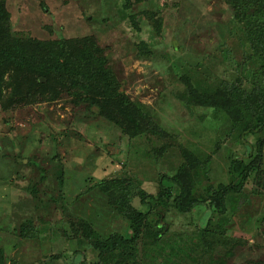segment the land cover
<instances>
[{
	"label": "rangeland",
	"instance_id": "rangeland-1",
	"mask_svg": "<svg viewBox=\"0 0 264 264\" xmlns=\"http://www.w3.org/2000/svg\"><path fill=\"white\" fill-rule=\"evenodd\" d=\"M247 1L264 6V0H0L14 39H74L90 47L119 91L160 130L130 137L77 98L81 91L56 87L51 80L24 103L21 96L28 90L22 86L8 106L1 100L13 90L4 71L2 264H69L78 262L75 252L82 253L80 260L91 259V246L77 234L83 224L104 236L125 234L129 222L147 209L129 264H264V181L256 172L245 182L243 197L227 195L223 214L207 206L183 213L170 200L164 205L150 198L148 208L140 198L143 192L158 193L160 174L175 173L186 150L205 163L196 195L204 186L235 182L232 160H252L264 128L252 132L246 124L256 121L258 112L247 118L251 107L240 111L221 100L204 105L189 99L188 89L191 84L212 94L226 83L264 89V69H257L261 62L251 56L245 33L250 14L236 20L237 14L245 17L238 8ZM259 17L264 22V13ZM117 179L129 191L122 195L128 198L124 213L115 207V195L100 185ZM26 223L28 235L22 236Z\"/></svg>",
	"mask_w": 264,
	"mask_h": 264
},
{
	"label": "trees",
	"instance_id": "trees-1",
	"mask_svg": "<svg viewBox=\"0 0 264 264\" xmlns=\"http://www.w3.org/2000/svg\"><path fill=\"white\" fill-rule=\"evenodd\" d=\"M263 8V5L258 6L253 1H247L246 4L240 5L238 8L245 17L236 15V20L241 21L242 17L248 20L246 16L250 14L251 19L249 18L245 33L251 44V56L254 60L258 59L261 62L257 69H264V22L258 19L264 13ZM7 15L5 8H0V83L3 81L4 71H8L10 79L8 86L12 88L13 93L9 98L2 99V103L11 105L14 96H19L22 86L28 90L27 94L24 93L21 96V103H24L35 95L36 90L45 89L51 80L56 87L69 86L81 91V93L75 94L77 98L88 101L97 108L99 114L119 126L130 137L144 133L160 134L153 118L138 103L130 101L123 92L119 91V85L113 75L104 68L103 59L92 58L90 47L79 46L74 39L60 42L56 40L44 42L33 38L14 39L11 35ZM141 46L146 48L143 42H141ZM39 77L46 78V82L38 80ZM226 84L227 87L219 88L221 92L212 94L207 91L200 92V94L191 84H188L189 99L194 98L196 102L195 98H198L200 103L208 106H216L219 100L225 104L232 105L234 103L240 106L237 108L240 111L245 109L249 111L251 107L252 115H246L247 118L253 117L256 112L258 114L256 113V121L253 118L249 119V123L246 125L251 128L252 132L263 130L261 128H264V89L255 83L251 90H246L240 85ZM241 121L242 119L237 116L234 124L239 126ZM263 148L264 136L257 141L252 160L235 159L231 161L229 172L235 178V182L221 183L216 187L204 186L202 192L205 193L203 192L201 195H196V189L199 190L200 169L203 167V173L205 163L186 150L184 151L186 160L181 163L175 173L160 174L158 193L156 195L141 193V202L149 208L148 198L164 205H169L170 200L174 207L183 213L195 208L200 210L207 206L212 212L223 214L226 211L227 195L236 194L239 198L243 197L245 195L243 193L244 184L252 172H256V177L264 181V166L262 169L260 166L264 154ZM121 182L119 179L109 183L101 181L100 185L103 190L115 195V207L124 213L128 205V198L122 199V195L129 191ZM36 190L35 186L30 188L32 193H35ZM147 212L148 209L133 218L129 222L125 234L114 231L104 236L90 228L89 225L83 224L77 234H83L84 240L91 246L93 257L80 260L79 257L83 256L82 253L75 252L72 256L78 262L74 260L69 264H129L128 262L135 258L132 246L142 232L141 226ZM27 224L29 223L21 227L22 236L28 235L25 232ZM147 235L153 236L152 232ZM2 263L0 259V264Z\"/></svg>",
	"mask_w": 264,
	"mask_h": 264
}]
</instances>
